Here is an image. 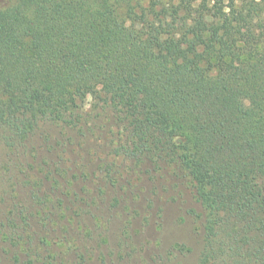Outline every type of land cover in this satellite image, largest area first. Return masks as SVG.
Returning a JSON list of instances; mask_svg holds the SVG:
<instances>
[{
    "label": "trees",
    "instance_id": "1",
    "mask_svg": "<svg viewBox=\"0 0 264 264\" xmlns=\"http://www.w3.org/2000/svg\"><path fill=\"white\" fill-rule=\"evenodd\" d=\"M55 129L65 146L108 139L107 175L183 178L203 210L198 264H264V0H0V150L19 159ZM37 166L47 221L68 171ZM16 223L0 225L12 247L33 238Z\"/></svg>",
    "mask_w": 264,
    "mask_h": 264
},
{
    "label": "rangeland",
    "instance_id": "2",
    "mask_svg": "<svg viewBox=\"0 0 264 264\" xmlns=\"http://www.w3.org/2000/svg\"><path fill=\"white\" fill-rule=\"evenodd\" d=\"M52 134L60 135L56 144L36 140L32 144L37 152L10 162L11 156L0 150V225L15 220L21 233L33 237L12 247L0 228V264H14L17 249L25 264L199 263L204 232L203 220L196 215L203 210L183 178L168 169H131L130 163H118L107 175L102 166L109 159L104 143L108 139L99 143L91 136L65 146L61 129ZM43 160L62 165L68 171L65 179H71V189L65 180L67 186L52 196L56 205L63 200V210L58 205L57 210H46L47 221L35 200L52 188L38 170ZM19 210L24 212L20 217Z\"/></svg>",
    "mask_w": 264,
    "mask_h": 264
}]
</instances>
